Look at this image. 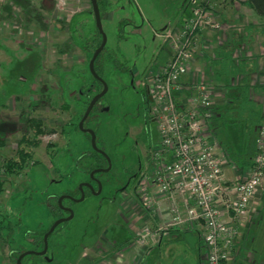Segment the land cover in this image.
<instances>
[{
  "label": "rangeland",
  "instance_id": "obj_1",
  "mask_svg": "<svg viewBox=\"0 0 264 264\" xmlns=\"http://www.w3.org/2000/svg\"><path fill=\"white\" fill-rule=\"evenodd\" d=\"M22 1L27 4L0 0V167L8 159L21 160L27 155L21 169L9 174L0 171L4 188L0 221L8 230H2L1 237L10 240L8 245L0 239V264H14L10 257L14 249H30L22 237L53 222L57 215L54 197L65 193L78 196L80 183L87 179L82 170L90 162L88 158L83 162V158L93 147L76 127L90 84L93 82V97L101 92L88 69L101 42L90 0ZM228 1L217 0V13L222 5L228 7ZM98 2L106 42L94 68L102 69L100 78L107 91L93 108V121L88 126L109 170L98 174L99 193L88 194L76 203L64 201L73 216L49 238L51 262L29 258L22 264H81L82 255L91 264H141L140 259L151 249L149 241L137 244L143 217L155 212L150 203L148 211L141 209L145 197L140 190L142 179L134 191L129 187L122 194L120 189L127 172L137 166L144 137L159 138L157 123L145 130L144 89L138 83L148 68L162 62L166 52L163 40L154 38L153 33L180 18L182 21L193 6L188 0ZM133 68L138 74L135 77L130 73ZM30 119L39 120L40 128L27 124ZM237 160V165L244 163ZM98 165L105 163L99 159ZM165 204L168 210L169 203ZM145 225L154 231L152 219ZM127 233L130 240L126 241ZM171 239L165 237L164 243ZM170 247L161 262L152 250L147 264L170 263Z\"/></svg>",
  "mask_w": 264,
  "mask_h": 264
},
{
  "label": "built area",
  "instance_id": "obj_2",
  "mask_svg": "<svg viewBox=\"0 0 264 264\" xmlns=\"http://www.w3.org/2000/svg\"><path fill=\"white\" fill-rule=\"evenodd\" d=\"M216 2L190 0L193 8L180 26L156 35L170 56L160 70L149 71L141 83L151 99L150 115L158 125L159 142L150 150L140 188L145 196L141 209L147 210V203L155 206L147 219H155L156 225L152 232L144 224L137 244H157L170 230L198 225L204 248L201 264H229L234 259L239 238L235 223L246 216L264 181V125L258 131L251 166L243 176L227 183L223 171L232 166L224 154H216L217 142L208 126L213 116L209 88L194 82L190 88L194 96L176 101L177 94L183 93L181 78L193 61L197 32L222 28L216 20ZM165 202L170 208L167 219L161 221L159 205Z\"/></svg>",
  "mask_w": 264,
  "mask_h": 264
},
{
  "label": "crops",
  "instance_id": "obj_3",
  "mask_svg": "<svg viewBox=\"0 0 264 264\" xmlns=\"http://www.w3.org/2000/svg\"><path fill=\"white\" fill-rule=\"evenodd\" d=\"M219 10L224 14V18L222 17V20H225L221 24V30H202L195 36L193 43V61L189 64L188 72L181 78V87L183 88V93H181V95L177 94L176 101L183 102L186 99L194 96V91L190 89L191 85L194 82H201L205 86H207L211 92L210 97L213 102L214 113L222 109L226 101L229 99L227 89L230 79L227 75H225L226 70H223L222 68V66L225 67L226 64V62L223 63V61H225V57L221 54V51L218 54V51L221 50L219 49L220 47L225 48L227 46H234L235 51L231 62L235 64L236 60L234 57L236 55H240L244 57L249 63V67L248 69H246V72L248 74L246 75V79L248 80V83L251 87V100L258 104L262 109L261 126H263L264 19L255 16L252 10L243 3V0L233 2V4L231 6L228 5V7L227 5H222ZM241 14L245 18L241 17ZM188 16L189 14H184L182 19L184 20ZM247 17H249V19ZM180 20L181 18L170 27L178 28L183 21ZM165 29H167L166 26L162 28L160 32H154L153 37H157L156 35L163 32ZM165 49L166 52L164 53L162 62H160L155 67L149 66L150 68H148L144 72V74L140 76V80L138 83L139 85L142 83V81H144L146 74L149 71H153V73L157 72L168 61L170 52L168 51L166 46ZM215 60L219 61L215 62ZM130 73L132 77L138 75L134 68L133 70H130ZM143 91L145 95L146 92L145 90ZM151 124H156L154 119ZM223 135H225L224 130ZM256 137L257 136L255 135V138L251 139L248 144V149L250 150L251 154L255 152ZM215 140L217 142L216 154L220 156V154L223 153L221 150L222 147L216 138ZM158 142L159 138L155 141L153 140V135L148 134L144 137L143 147L145 150L143 149L142 155L147 154L148 151L149 161L150 150L155 147ZM146 165L148 166L149 163ZM246 170L247 168L233 166L225 167L223 171L224 179L227 183L234 182L239 177L243 176ZM166 207H168V205H166L165 203L160 204L161 220L168 217V210ZM145 217H143V219H145L143 223L148 224L151 219H146L147 217ZM155 221L156 220L153 219L154 225H156ZM235 227L239 234V238L235 246L236 249L234 253V259L229 262V264H264V239H261L262 237L264 238V184L251 199L246 216L237 221L235 223ZM185 228L186 231L184 232L176 229L171 231L178 232H173L171 234L170 232L164 233L157 244H150V252H148L147 256L143 255V258L140 259V263L147 264L151 261L150 253L152 250L157 254L156 260L158 262H161V260L163 259V253L165 254V249H167L168 246H171L170 248H172V246H178L183 248V252L185 251V249H188L192 251V253L193 248L196 247V263L201 264V260L203 259L204 254V248L201 242L200 227L198 225H192ZM261 231L263 233V236H260ZM129 236L130 235H128L127 233V238L125 239L126 241L130 240ZM167 236H172L170 243H164V239ZM186 237H188L189 242L185 240L184 242L181 241ZM146 258H149L147 259L148 262H146ZM83 263L84 262H81V264Z\"/></svg>",
  "mask_w": 264,
  "mask_h": 264
},
{
  "label": "trees",
  "instance_id": "obj_4",
  "mask_svg": "<svg viewBox=\"0 0 264 264\" xmlns=\"http://www.w3.org/2000/svg\"><path fill=\"white\" fill-rule=\"evenodd\" d=\"M12 1L15 2L16 4H19V2L27 4V1L25 2L22 0H11V2ZM189 1L190 0H188V2ZM232 1L233 0H231V2L228 1L229 6L232 5ZM243 3L246 4L252 10L255 16L264 19V0H243ZM97 4L99 6L98 0H97ZM223 15L224 14L222 12H218L216 15L217 18L216 20L220 25L222 24L223 21H225L224 19L222 20V17L224 18ZM198 33L199 32H197V34ZM222 48L223 47L219 48L221 50L218 51V54L221 51V54L225 57V61H223V63L226 62V64L225 67L222 66V68L223 70H226L225 75H227L230 79L227 89V92L229 94V99L226 101L222 109H220L216 113H214L213 111V116L211 120L208 122V126L213 137L216 138L219 144L221 145L222 147L221 150L223 152L222 154L227 156L226 160H228V163L233 167L249 168L251 166V161L255 155L256 150L254 153L251 154L250 150L248 149V144L251 141V139L255 138V135L256 136L258 135V131L262 127L261 126L262 109L258 104L253 102L250 97L251 87L248 83V80L246 79V75H248L246 69H248L249 63L246 61L244 57L240 55L238 56L236 55L234 57L236 63L233 64L231 62V59L233 57L235 47L227 46L223 49ZM101 53L99 54V56L101 55ZM99 56L96 58V60L99 59ZM218 61L219 60H215V62ZM94 71L98 77H101L102 69L99 70L98 67H95ZM99 88L100 90H102V85L100 83H99ZM84 94L80 93V95H84ZM145 95H144V102L146 103L147 106H150L149 96H147V94ZM30 120L27 121L28 122L27 124H29L30 122L31 125H35L38 127L41 126L39 120L37 119H30ZM223 130L225 131V135H223ZM18 144L21 145L22 140H20ZM25 157H27V155L23 154L21 156V160L20 159L17 160L18 158L8 159L5 162V164H3L2 167H0V171L5 174H9L15 172L14 170L17 171L21 169L22 167L21 164L23 163L22 161L24 160ZM237 159H241V161H244V163H242L241 165H237L238 164ZM3 189H4L3 181L0 180V195H2ZM56 212L58 215L57 208H56ZM57 215L53 217L56 218ZM180 230L184 232L186 231V228L184 227ZM169 232L171 234L173 232H178V231L170 230ZM184 240L189 242L188 237H186L185 239L183 238V240L181 241L184 242ZM196 249H197L196 247L193 248V253L188 249H185V251L183 252V248L178 246H172V248L169 249L170 260L172 261H170V263L168 264H191V263L197 264L196 263L197 258H195V256H197ZM193 260L195 263L193 262Z\"/></svg>",
  "mask_w": 264,
  "mask_h": 264
},
{
  "label": "flooded vegetation",
  "instance_id": "obj_5",
  "mask_svg": "<svg viewBox=\"0 0 264 264\" xmlns=\"http://www.w3.org/2000/svg\"><path fill=\"white\" fill-rule=\"evenodd\" d=\"M92 80H93V77H92ZM86 97H87L88 101L86 103L85 110H86L89 102L93 99V82L90 84L89 90L85 94V98ZM97 102L91 108L88 116L86 117V119L84 120V122L82 124V127H83L84 130H90L91 129L88 126V124L93 121V108L95 107ZM149 103L151 104V99L150 98H149ZM145 105H146V103H145ZM150 108H151V105L150 106L146 105V112H147V116H146L147 121H146V124H145V130L146 131L150 127L149 124H151V122H153V118L150 117ZM85 110H84V112H85ZM83 114L79 118L78 123L80 122L81 118L83 117ZM77 129H78V127H77ZM91 131L93 132V129ZM83 134L90 140V143H91V136L88 133H83ZM143 146L144 145H142L141 156H139V158H138L136 168L130 170L129 173L127 172V178H126L125 185H122L121 188H120L122 194H125V192H124L125 189H127L129 187H130L131 191H134L136 186L140 183L142 177L145 175V172H146V169H147V165L146 164L149 163V156H148V151H147V154L142 155V152H143V149H144ZM92 147H93V149H92L91 153L88 154V155H85V157L83 158V162L85 160H88V159H89L90 162L88 163V166H86L82 170L85 174H87V179L80 183V186L77 189L78 196L75 197V196H72L71 194L65 193L64 195H62V197H64V198L61 200L60 204L58 203V199L60 197H57V196L54 197V198H56V206H57V209H58V215L60 214V216L54 218V220H53V222L51 224H47L46 226H43L41 228H39L40 226H38V229L29 231L28 233L25 234V236L22 237L24 242L26 244L30 245V249H25L22 246L14 249L13 253H10V257L13 260L14 264H17V259L21 255H23L25 253H29V252L32 253V254L23 256L21 258V260H20L21 264L23 263V261L25 259H29V258H31V259L32 258H38V259H41L42 261H44L46 263L51 262L52 258L48 255V241H49V238L53 235V233L56 232L57 227H59L60 224L57 227H55V229L52 231V233L47 237V239H46L47 250H46L45 254L44 255H40V252H42L43 249H44V236L49 231V229L52 226V224L55 221L59 220V219H64V218L69 217V214H70L69 210L71 208L66 206V205H64V201H67L69 203H71V202H75L76 203V202L83 201V199H85V197L88 194L89 195H93V194L98 193V185H99V183H98V174L103 172V170L107 169L108 162H107L106 157L102 153H100L101 151L99 152V150L96 149L95 143H94V146H92ZM99 159L102 160L105 163V165L99 166L98 165V160ZM2 230H7V226H3L2 225V221H0V239L5 240L8 243V245H9V241L10 240L8 239V237H1ZM89 248L92 251L93 250V244ZM85 249L86 248H84V247L82 248V250H85ZM84 258H85V255H82L81 258H80V260H83V262L85 261V263H83V264H91L90 263L91 261L88 263V261L85 260Z\"/></svg>",
  "mask_w": 264,
  "mask_h": 264
},
{
  "label": "water",
  "instance_id": "obj_6",
  "mask_svg": "<svg viewBox=\"0 0 264 264\" xmlns=\"http://www.w3.org/2000/svg\"><path fill=\"white\" fill-rule=\"evenodd\" d=\"M90 4H91V8H92V14H93V18H94V21H95V26H96V29L101 37V43L100 45L98 46V48L93 52L92 54V57L89 61V64H88V69H89V73L90 75L96 80L98 81L101 85H102V90L100 93H98L97 95H95L93 97V99L89 102L84 114H83V117L81 118L80 122L78 123V129L83 132V133H88L90 136H91V145L94 146V143H95V136H94V133L91 131V130H84L83 127H82V124L84 122V120L86 119V117L88 116L91 108L94 106V104L106 93L107 91V87L105 85V83L103 82V80L98 77L94 71V62L96 60V58L99 56V54L102 52L104 46H105V42H106V39H105V35L103 34L102 32V28H101V21H100V13H99V9H98V5H97V0H90ZM132 84V82H131ZM100 152V151H99ZM102 153V152H100ZM103 154V153H102ZM104 155V154H103ZM105 156V155H104ZM109 170V163H108V167L106 170H103V172H107ZM100 191V185H98V193ZM64 197H60L58 199V203L60 204L61 203V200L63 199ZM83 198V197H82ZM82 200V199H81ZM69 217L67 218H64V219H59L57 221H55L52 226L50 227L49 231L45 234L44 236V249L42 252H40V255H44L46 250H47V244H46V239L47 237L52 233V231L55 229V227H57L59 224L63 223V222H66V221H69L71 218H72V212L69 210ZM32 253H25L23 255H21L18 259H17V264H21L20 263V260L23 256L25 255H30Z\"/></svg>",
  "mask_w": 264,
  "mask_h": 264
}]
</instances>
